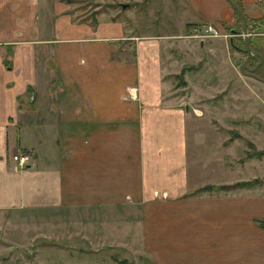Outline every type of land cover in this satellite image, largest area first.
<instances>
[{
    "label": "crops",
    "instance_id": "0c3cea01",
    "mask_svg": "<svg viewBox=\"0 0 264 264\" xmlns=\"http://www.w3.org/2000/svg\"><path fill=\"white\" fill-rule=\"evenodd\" d=\"M74 2L0 0V212L61 224L75 211L98 239L127 223L156 264H264V168L241 165L264 152L210 164L217 177L191 180L187 106L165 98L167 35L125 23L119 6L93 22ZM183 2L191 11L178 15L177 30L212 21L221 31L224 22L242 36L228 0ZM240 2L259 44L244 52L264 69V0ZM14 152L31 159L16 169Z\"/></svg>",
    "mask_w": 264,
    "mask_h": 264
},
{
    "label": "rangeland",
    "instance_id": "374dc122",
    "mask_svg": "<svg viewBox=\"0 0 264 264\" xmlns=\"http://www.w3.org/2000/svg\"><path fill=\"white\" fill-rule=\"evenodd\" d=\"M134 2L131 7L120 9V19L132 27L136 24L142 33L167 35L164 40L169 45L163 49L168 62L164 63L171 73L165 98L187 106L185 132L191 180L200 183L217 177L208 174L210 164L216 167L224 160L228 166L240 162L248 151H254L248 144L250 140L255 148L264 146V81L248 73L254 68L257 56L244 52L239 42L241 34H228L233 27L222 22L226 30L221 32L226 35L214 34L203 39L190 36L187 23L181 30L174 26L175 22L179 23L178 15L188 16L190 9L183 0H137L136 5ZM74 5L77 16L92 19L95 11L109 15L119 9L89 0H78ZM250 24L254 27L255 23ZM213 25L219 30L217 24ZM231 36L239 49L229 44ZM199 38L203 45L198 43ZM249 43L252 48L259 45L253 36ZM259 65L253 72L262 77L264 69ZM182 70L184 85L176 78ZM229 135L235 136L227 140ZM241 165L246 172L252 168L261 171L264 158L249 164L245 160ZM28 215L0 212V264H76L77 261V264H156L144 251L139 230L126 233L127 223L118 225L117 232H106L98 239L90 226L86 234L82 232L83 224L75 211L61 224L46 222L42 215ZM93 248H99L100 252L93 253Z\"/></svg>",
    "mask_w": 264,
    "mask_h": 264
},
{
    "label": "trees",
    "instance_id": "16d2710c",
    "mask_svg": "<svg viewBox=\"0 0 264 264\" xmlns=\"http://www.w3.org/2000/svg\"><path fill=\"white\" fill-rule=\"evenodd\" d=\"M67 1L73 2V1H76V0H67ZM228 1L234 7L233 9H234V12L236 14V17H238L240 19H243L242 17L246 18V24L249 21H251V18H249V17H247V16L244 15L243 10H242L243 6L241 5L240 0H228ZM95 3L96 4H100V2H95ZM105 4L106 5H109L110 7L119 6L120 8H122V4H119V3H105ZM129 5L131 6L132 4L131 3L128 4L127 7H130ZM97 13H99V10L93 12V17H94L93 18V22H95V16H96ZM250 37H252V36H250V35L248 36V43L250 41ZM229 42H230V44H234L235 47H239L238 44L234 43V37L233 36L230 37ZM239 42L241 43L242 48L244 50H247L246 47H245L246 46V43H244L243 37L239 36ZM249 45H250V43H249ZM183 70L179 74L176 75V78H178V79L181 80L180 83L182 85H184V83H185V81L182 79L183 78V73H184ZM237 134H238V132L235 131V135H237ZM235 135H230V136H235ZM248 144H250V146L252 147V150L254 149V151H248L247 154H245V157H248V156H251V155H256V156L257 155H261L264 152V148L256 149L255 148V144H253L251 141H248ZM256 180H258V179L257 178H252V179H249V180H246V181L245 180H239V181H236L234 183H223V184H219V185L205 183L204 185L196 188L193 192H198V191H202V190H207L208 191V190H212V189H216V190L217 189H220V190L223 189V190H225V189H228V188L233 187V186H236V185H245V186L246 185H251ZM260 220H261V222L263 224L264 220H262V219H260ZM121 262H126V260H122Z\"/></svg>",
    "mask_w": 264,
    "mask_h": 264
},
{
    "label": "built area",
    "instance_id": "2783aa9c",
    "mask_svg": "<svg viewBox=\"0 0 264 264\" xmlns=\"http://www.w3.org/2000/svg\"><path fill=\"white\" fill-rule=\"evenodd\" d=\"M257 24H254V27ZM191 33L190 36H196V37H204V36H211V35H226V33L221 32L218 30L212 23V21L206 22L201 26L194 25L191 27ZM232 32L228 33L231 34ZM12 158L14 161L17 162V165L15 166L16 169L24 167L29 160L31 159V156L28 153L23 152H14L12 155Z\"/></svg>",
    "mask_w": 264,
    "mask_h": 264
},
{
    "label": "water",
    "instance_id": "95a60500",
    "mask_svg": "<svg viewBox=\"0 0 264 264\" xmlns=\"http://www.w3.org/2000/svg\"><path fill=\"white\" fill-rule=\"evenodd\" d=\"M127 5H128V3H123L122 4V7H127ZM243 19H244V21H243V23H242V26H241V31H243V33H242V37H243V39H244V43H246V49L247 50H249V43H248V31H247V29H246V18H244V17H242ZM245 66V65H244ZM241 67H243V65L241 66ZM255 67H256V65L254 66V68H252V70L251 71H249L248 73L249 74H251L252 76H254V77H257V78H259V79H262V80H264V78L263 77H260L259 75H257L255 72H253V70L255 69Z\"/></svg>",
    "mask_w": 264,
    "mask_h": 264
}]
</instances>
